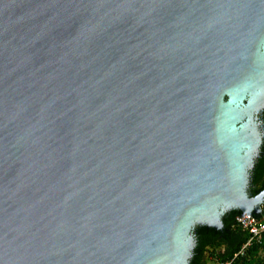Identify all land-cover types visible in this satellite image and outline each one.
<instances>
[{
    "label": "water",
    "instance_id": "obj_1",
    "mask_svg": "<svg viewBox=\"0 0 264 264\" xmlns=\"http://www.w3.org/2000/svg\"><path fill=\"white\" fill-rule=\"evenodd\" d=\"M262 110L264 0H0V264H189Z\"/></svg>",
    "mask_w": 264,
    "mask_h": 264
},
{
    "label": "trees",
    "instance_id": "obj_2",
    "mask_svg": "<svg viewBox=\"0 0 264 264\" xmlns=\"http://www.w3.org/2000/svg\"><path fill=\"white\" fill-rule=\"evenodd\" d=\"M258 122L262 142L249 174L247 188L249 195H254L264 187V110L258 114ZM239 214L238 209L226 211L221 216L223 223L221 230L195 225L192 229L195 244L189 264H208L212 260L217 264L226 261H230L229 264H264V258L261 255L264 250V242H253L247 247L244 255L233 258L234 253L248 238V232L235 222V218ZM256 216L261 218L259 215Z\"/></svg>",
    "mask_w": 264,
    "mask_h": 264
},
{
    "label": "built area",
    "instance_id": "obj_3",
    "mask_svg": "<svg viewBox=\"0 0 264 264\" xmlns=\"http://www.w3.org/2000/svg\"><path fill=\"white\" fill-rule=\"evenodd\" d=\"M235 222L238 226L248 232L247 240L241 245L239 250L234 253L233 258L244 255L247 247L253 242H264V217H257L254 214L243 213L239 214L235 218ZM230 261L221 262L220 264H229Z\"/></svg>",
    "mask_w": 264,
    "mask_h": 264
},
{
    "label": "rangeland",
    "instance_id": "obj_4",
    "mask_svg": "<svg viewBox=\"0 0 264 264\" xmlns=\"http://www.w3.org/2000/svg\"><path fill=\"white\" fill-rule=\"evenodd\" d=\"M261 255L264 258V250L262 251ZM208 264H217V262L212 260V261H209Z\"/></svg>",
    "mask_w": 264,
    "mask_h": 264
},
{
    "label": "flooded vegetation",
    "instance_id": "obj_5",
    "mask_svg": "<svg viewBox=\"0 0 264 264\" xmlns=\"http://www.w3.org/2000/svg\"><path fill=\"white\" fill-rule=\"evenodd\" d=\"M262 207H264V205H262Z\"/></svg>",
    "mask_w": 264,
    "mask_h": 264
}]
</instances>
